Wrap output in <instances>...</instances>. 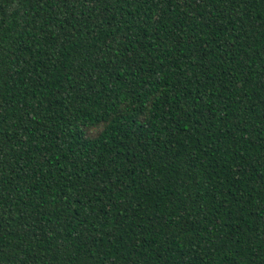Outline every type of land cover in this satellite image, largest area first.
I'll return each mask as SVG.
<instances>
[{
	"label": "trees",
	"instance_id": "16d2710c",
	"mask_svg": "<svg viewBox=\"0 0 264 264\" xmlns=\"http://www.w3.org/2000/svg\"><path fill=\"white\" fill-rule=\"evenodd\" d=\"M0 264H264V0H0Z\"/></svg>",
	"mask_w": 264,
	"mask_h": 264
}]
</instances>
